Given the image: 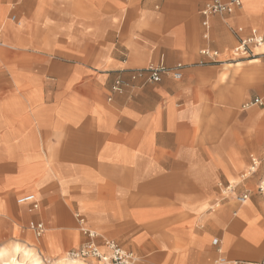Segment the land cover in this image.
<instances>
[{
    "label": "crops",
    "instance_id": "0c3cea01",
    "mask_svg": "<svg viewBox=\"0 0 264 264\" xmlns=\"http://www.w3.org/2000/svg\"><path fill=\"white\" fill-rule=\"evenodd\" d=\"M210 1L0 0V208L36 195L46 256L88 240L82 215L154 264L264 258V82L244 90L228 69L264 75L260 46L234 51L264 32L242 24H259L254 0L206 18ZM177 63L180 79L130 76Z\"/></svg>",
    "mask_w": 264,
    "mask_h": 264
},
{
    "label": "built area",
    "instance_id": "2783aa9c",
    "mask_svg": "<svg viewBox=\"0 0 264 264\" xmlns=\"http://www.w3.org/2000/svg\"><path fill=\"white\" fill-rule=\"evenodd\" d=\"M243 0H229L228 3L222 0H211L203 10V15L207 18L215 13H223L228 11L232 6H241ZM207 25V20L203 22ZM264 44V34L253 30L251 35L243 39L240 44L234 49L237 54H252L253 49L257 46ZM1 45V41H0ZM183 63H177L172 67L165 65L150 66L147 68H140L131 70L130 76L132 80L141 79L143 83L160 82L164 74L171 73L174 78L180 79L182 77ZM125 82L122 78H117L112 86L114 91H121ZM262 104L261 98H255L253 102ZM259 164L258 159L252 160V170H256ZM259 190L263 192L264 182L259 185ZM225 191L230 194L236 195V198L240 202H245L249 198V194L244 192L242 194H236L231 185L225 187ZM18 204H28L30 211L40 209L39 201L35 194H28L17 199ZM81 229L88 236V240L81 244L79 247L72 249L68 252V255L74 259H94L99 263L104 264H135L138 260V256L135 251L127 249L120 245L115 239L107 237L96 231L91 230L84 226L85 219L80 215L77 216ZM31 229L35 232L37 237H40L45 232V226L41 221L32 220L30 222ZM214 264H237L232 260H229L225 256H219ZM264 264V261H263Z\"/></svg>",
    "mask_w": 264,
    "mask_h": 264
},
{
    "label": "rangeland",
    "instance_id": "374dc122",
    "mask_svg": "<svg viewBox=\"0 0 264 264\" xmlns=\"http://www.w3.org/2000/svg\"><path fill=\"white\" fill-rule=\"evenodd\" d=\"M247 1L248 0H245L244 4ZM254 1H255L254 8L256 9V12L260 15L259 16L260 17L259 24L254 23V22L242 23V24L245 26H251V27L256 26V27L260 28L261 31L264 32V25H263L264 21L261 19V18H264V0H254ZM2 42L5 44H7V43L11 44L8 41H1V43ZM258 51H259L258 49H255V52H258ZM247 59H250V57H247V58L241 59V60L243 61V60H247ZM260 60L261 59L259 58V61ZM6 65H8V64H6ZM257 65L259 66L260 63L257 62V63L250 64L249 62L245 61L239 65H231L228 67V69L230 71L233 70V72L236 75L243 77V87H244V90H247L248 88L253 87V86L260 87V85H261L260 83L264 82V81H261L262 79L264 80V77H263L264 75L262 74V72L260 70H257ZM256 74H258V77H259L258 82L255 81L256 80L255 79ZM225 80L230 81V79L229 80L225 79ZM252 82L254 83L253 85H252ZM10 85H11L10 79L0 78V86H10ZM251 167H252V165L248 164V166L246 168H244L242 174L237 176L239 181H242L243 179L247 178L249 173L252 171ZM244 173L246 174L245 177H243L245 175ZM231 183L232 184L235 183L234 180L231 181ZM229 185H231V184H229ZM22 194H25V193H21V194L15 195V196H12L13 195L12 194L11 196L4 197V199L2 200L3 207L0 208V264H6L5 261H8V259L11 257L13 247L16 244L22 246V248L30 247L32 249V253H35V254L41 253L42 256L44 257L45 263L51 264L55 259L61 258L62 256L66 255V253L61 254V255L54 257V258H50V257L45 255L44 246H43V238H44L46 232L42 236L37 237L35 232L30 227V222L32 220L38 221L41 219L40 215L43 212V206L41 205L40 209H38V210L30 211V206L28 204L19 205L17 203V199ZM220 196L221 195H219L218 193L215 194L213 197L214 202H216L217 199L220 198ZM70 208L73 212L76 211L75 207L70 206ZM81 217H83V216L81 215ZM74 220H75L74 225L76 228L77 227L79 228V230L81 232V233L79 232V234L81 235L82 233H84L83 230L81 229V224L79 223L78 218L77 219L74 218ZM76 221H77V223H76ZM84 226L87 228H90L91 230L96 231L100 234H103V235H105L107 233L104 230H102L101 228H99L96 223H88L87 224V222L85 220ZM136 251L138 252L137 256L139 259L136 261L135 264H154V260L151 258V256L149 254H145L143 252H140V250H136ZM227 255H228V253H227ZM79 259L81 261H84L87 264H100L99 262H97L94 259H81V258H79ZM216 259L217 258L214 259V262ZM228 259L233 261L235 259V257L228 255ZM263 261H264V258H260L258 260L252 261V263L253 264H263ZM214 262H212V264H214ZM237 264H241V263L238 262Z\"/></svg>",
    "mask_w": 264,
    "mask_h": 264
},
{
    "label": "bare ground",
    "instance_id": "6f19581e",
    "mask_svg": "<svg viewBox=\"0 0 264 264\" xmlns=\"http://www.w3.org/2000/svg\"><path fill=\"white\" fill-rule=\"evenodd\" d=\"M257 49L259 50L257 53H261V54L264 53V44ZM257 60H259V58ZM245 176L246 174L243 177ZM5 263L6 264H46L44 257L42 256L41 253H36V254L32 253V249L30 247L22 248V246L18 244L14 245L12 250V255L8 259V261H5ZM51 264H87V263L81 261L80 259L71 258L68 255V253H66V255L62 256L61 258L55 259ZM100 264H104V263H100Z\"/></svg>",
    "mask_w": 264,
    "mask_h": 264
}]
</instances>
